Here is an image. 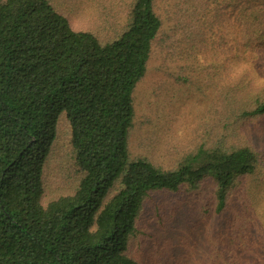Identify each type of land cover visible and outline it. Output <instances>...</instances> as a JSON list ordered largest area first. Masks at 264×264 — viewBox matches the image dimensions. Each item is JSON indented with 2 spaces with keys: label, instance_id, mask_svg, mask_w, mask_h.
Masks as SVG:
<instances>
[{
  "label": "trees",
  "instance_id": "1",
  "mask_svg": "<svg viewBox=\"0 0 264 264\" xmlns=\"http://www.w3.org/2000/svg\"><path fill=\"white\" fill-rule=\"evenodd\" d=\"M79 13L0 0V264H186L161 238L177 219L209 229L190 264H264V0ZM158 51L219 73L208 136L173 168L131 151Z\"/></svg>",
  "mask_w": 264,
  "mask_h": 264
},
{
  "label": "rangeland",
  "instance_id": "2",
  "mask_svg": "<svg viewBox=\"0 0 264 264\" xmlns=\"http://www.w3.org/2000/svg\"><path fill=\"white\" fill-rule=\"evenodd\" d=\"M60 1L62 6L70 5L72 9L82 10V13L77 14L78 26L95 29L103 28L106 24L102 21L105 12L115 14L117 11H126L132 2ZM123 14L121 12L120 16ZM172 54L170 56L160 51L154 54L147 73L134 92L137 117L131 132L132 154L149 157L163 168L177 166L188 154L196 152L199 144L205 141L210 131L207 110L215 95L213 88L219 80L218 71L211 75L204 71L201 59L194 65H187ZM211 58L205 56L206 67L212 62ZM208 69L214 70L210 67ZM213 126L216 132V124ZM162 197V194L157 195L156 201H161ZM184 224L177 219L170 231L161 235V238L167 237L168 242L176 248L181 261L190 264L192 259L186 258L185 252L192 254V257L198 254L199 249L203 248L200 237L204 238V231L208 232L209 229L203 226L191 229Z\"/></svg>",
  "mask_w": 264,
  "mask_h": 264
}]
</instances>
